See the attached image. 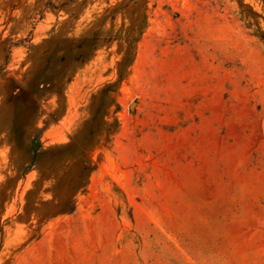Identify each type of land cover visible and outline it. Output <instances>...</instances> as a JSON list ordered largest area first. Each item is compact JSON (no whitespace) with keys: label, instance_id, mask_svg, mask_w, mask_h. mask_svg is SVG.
Returning a JSON list of instances; mask_svg holds the SVG:
<instances>
[{"label":"rangeland","instance_id":"obj_1","mask_svg":"<svg viewBox=\"0 0 264 264\" xmlns=\"http://www.w3.org/2000/svg\"><path fill=\"white\" fill-rule=\"evenodd\" d=\"M0 264H264V0H0Z\"/></svg>","mask_w":264,"mask_h":264}]
</instances>
